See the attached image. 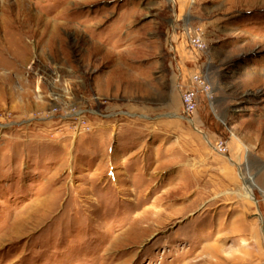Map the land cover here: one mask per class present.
<instances>
[{"label": "rangeland", "instance_id": "obj_1", "mask_svg": "<svg viewBox=\"0 0 264 264\" xmlns=\"http://www.w3.org/2000/svg\"><path fill=\"white\" fill-rule=\"evenodd\" d=\"M0 17V264H264V0Z\"/></svg>", "mask_w": 264, "mask_h": 264}, {"label": "built area", "instance_id": "obj_2", "mask_svg": "<svg viewBox=\"0 0 264 264\" xmlns=\"http://www.w3.org/2000/svg\"><path fill=\"white\" fill-rule=\"evenodd\" d=\"M191 44L194 46L195 49H203L204 44L202 43L201 38L196 34V36H193L190 38ZM182 99V105L184 106V110L182 112V115L184 118L189 120L190 113L193 112L195 109V93L194 92H184L181 96Z\"/></svg>", "mask_w": 264, "mask_h": 264}, {"label": "crops", "instance_id": "obj_3", "mask_svg": "<svg viewBox=\"0 0 264 264\" xmlns=\"http://www.w3.org/2000/svg\"><path fill=\"white\" fill-rule=\"evenodd\" d=\"M262 214L264 217V210H263ZM255 232H256V230H253V234H255ZM255 247L257 249L258 258H260V261L263 262L264 261V239L263 240H257Z\"/></svg>", "mask_w": 264, "mask_h": 264}, {"label": "bare ground", "instance_id": "obj_4", "mask_svg": "<svg viewBox=\"0 0 264 264\" xmlns=\"http://www.w3.org/2000/svg\"><path fill=\"white\" fill-rule=\"evenodd\" d=\"M0 21H2L1 17H0ZM247 196L248 197H253V193H252V191H250V189H248V191H247Z\"/></svg>", "mask_w": 264, "mask_h": 264}]
</instances>
